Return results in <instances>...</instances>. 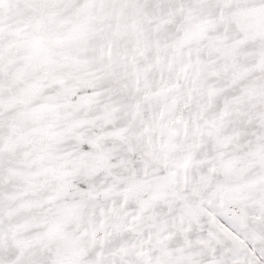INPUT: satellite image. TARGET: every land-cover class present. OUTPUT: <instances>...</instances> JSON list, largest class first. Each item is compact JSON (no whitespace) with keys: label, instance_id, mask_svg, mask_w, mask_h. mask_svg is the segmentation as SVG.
<instances>
[{"label":"snow or ice","instance_id":"snow-or-ice-1","mask_svg":"<svg viewBox=\"0 0 264 264\" xmlns=\"http://www.w3.org/2000/svg\"><path fill=\"white\" fill-rule=\"evenodd\" d=\"M0 264H264V0H0Z\"/></svg>","mask_w":264,"mask_h":264}]
</instances>
